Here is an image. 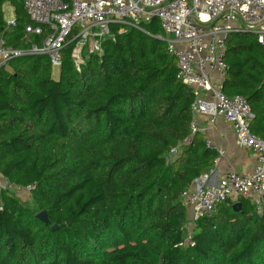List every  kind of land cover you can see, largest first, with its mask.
I'll return each mask as SVG.
<instances>
[{"label":"trees","instance_id":"16d2710c","mask_svg":"<svg viewBox=\"0 0 264 264\" xmlns=\"http://www.w3.org/2000/svg\"><path fill=\"white\" fill-rule=\"evenodd\" d=\"M6 2L14 24L5 20ZM29 23L24 0H0L6 44L25 46ZM144 28L113 26L102 55H89L80 71L67 44L58 79L47 55L0 67V171L33 187L31 203L2 194L0 264H264V204L258 213L243 197L200 217L184 244L181 195L217 154L191 135L193 96L159 21ZM252 35L227 36L222 89L248 103L252 131L264 139V54Z\"/></svg>","mask_w":264,"mask_h":264},{"label":"built area","instance_id":"2783aa9c","mask_svg":"<svg viewBox=\"0 0 264 264\" xmlns=\"http://www.w3.org/2000/svg\"><path fill=\"white\" fill-rule=\"evenodd\" d=\"M24 8L30 19L25 27V46L8 45L0 36V67L12 59L36 54L47 55L52 67L60 68L62 50L73 42L71 58L80 71L89 55H102L104 41L115 37L113 26L118 33L131 28L149 33L144 25L157 19L163 32L159 37L166 42L169 57L177 62V77L193 96L191 135L200 132V116H208L212 122L222 116L232 125L236 143L248 147L255 156L250 171H226L216 183H211L206 173L182 193L189 219L184 244L192 243L196 221L214 214L227 198H246L258 213L262 211L264 139L252 131L248 103L240 96L226 95L222 86L229 34H253L264 54V0H24ZM14 22L11 19L8 24ZM32 35H42L43 40L34 43ZM206 145L220 155L225 153L209 140ZM176 152V147L170 148L168 162ZM32 189L0 171V209L3 193Z\"/></svg>","mask_w":264,"mask_h":264},{"label":"crops","instance_id":"0c3cea01","mask_svg":"<svg viewBox=\"0 0 264 264\" xmlns=\"http://www.w3.org/2000/svg\"><path fill=\"white\" fill-rule=\"evenodd\" d=\"M8 6L11 10V15L7 22L15 19L14 7L6 2L4 9ZM60 75V70H59ZM54 77L55 79H58ZM198 125L200 128V135L206 141L222 147L225 151L223 155L216 152L217 163L213 164L208 172L211 183H216L218 178L226 171H237L245 173L250 171L255 164V156L248 147L240 146L236 143V137L232 125L222 116H217L212 122L208 116H200L198 118Z\"/></svg>","mask_w":264,"mask_h":264},{"label":"rangeland","instance_id":"374dc122","mask_svg":"<svg viewBox=\"0 0 264 264\" xmlns=\"http://www.w3.org/2000/svg\"><path fill=\"white\" fill-rule=\"evenodd\" d=\"M4 11H5V15L7 16V18H9L10 15H11L10 8L8 6H6V8L4 9ZM5 20L7 22L8 19L5 18ZM59 70H60V68L58 66H54L53 67L52 74H53L54 77H57L59 75ZM14 194L16 196H18L24 202H30L31 203V201H32L31 200V196L32 195H31V192L29 190H27V191H24V190H15L14 191Z\"/></svg>","mask_w":264,"mask_h":264},{"label":"water","instance_id":"95a60500","mask_svg":"<svg viewBox=\"0 0 264 264\" xmlns=\"http://www.w3.org/2000/svg\"><path fill=\"white\" fill-rule=\"evenodd\" d=\"M233 207H234L235 210H239V209L241 208V202H237V203H235V204L233 205ZM37 217H38L41 221H43V222H45V223H48V222H49L48 214H47L46 211H41V212H39V213L37 214Z\"/></svg>","mask_w":264,"mask_h":264}]
</instances>
